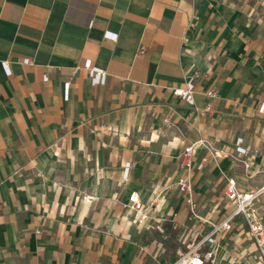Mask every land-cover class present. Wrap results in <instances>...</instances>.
Returning <instances> with one entry per match:
<instances>
[{"label":"crops","instance_id":"0c3cea01","mask_svg":"<svg viewBox=\"0 0 264 264\" xmlns=\"http://www.w3.org/2000/svg\"><path fill=\"white\" fill-rule=\"evenodd\" d=\"M263 104L264 0H0V264H171L234 211L227 175L264 187ZM244 226L215 264H261Z\"/></svg>","mask_w":264,"mask_h":264},{"label":"built area","instance_id":"2783aa9c","mask_svg":"<svg viewBox=\"0 0 264 264\" xmlns=\"http://www.w3.org/2000/svg\"><path fill=\"white\" fill-rule=\"evenodd\" d=\"M26 64H30L31 60L26 59ZM4 67L7 74H10L9 65L6 63ZM87 68L89 70L87 83L91 85H105L107 82V73L99 68L91 67L88 63ZM66 95H69L70 83L65 85ZM195 90L194 81H190L187 85L186 90H179L177 93L190 105L196 108V103L193 98V93ZM215 92H209V97H214ZM201 116H208L212 112L211 106H207L205 109L196 108ZM261 111H264V104L261 107ZM204 141H200L203 144ZM240 144L237 145L236 152L241 155H246L248 150L245 149ZM191 152L192 147L187 149L184 156L185 164L188 168H191ZM204 162L198 165V169H202ZM245 167L250 169V164L245 163ZM130 165L126 167V173L129 172ZM226 189L225 197L226 200L235 205L234 211L229 214L223 221L219 223H214L208 234L203 236L201 240L189 246L188 251L182 253L177 260L171 264H215L219 258V253L221 249L220 239L225 237L227 234L233 231L234 223L236 219H241L242 222L248 227L249 233L257 247L258 259L261 264H264V221L260 215L258 209L255 207V201L258 200L259 196L264 192V187L262 190L257 192H245L243 191L235 178L227 175L226 177ZM178 187L180 192L183 194L184 199L189 206V209L194 218H200L198 215V205L194 196V187L191 179L182 178L178 182ZM157 199L144 202L140 194L136 191L130 193L128 202L124 204L126 211H130L134 214L136 223L138 225H146L151 219L150 207L153 206ZM151 229L164 232L161 224L153 223L151 224ZM206 249L204 253L201 251Z\"/></svg>","mask_w":264,"mask_h":264},{"label":"rangeland","instance_id":"374dc122","mask_svg":"<svg viewBox=\"0 0 264 264\" xmlns=\"http://www.w3.org/2000/svg\"><path fill=\"white\" fill-rule=\"evenodd\" d=\"M228 1H232V2H236L238 0H228ZM255 207L258 209L260 215L262 216L263 218V221H264V207L263 205L261 204V201L260 200H256L255 201ZM238 223V222H237ZM244 229L246 230V232L249 231L248 227L245 225L244 226Z\"/></svg>","mask_w":264,"mask_h":264},{"label":"trees","instance_id":"16d2710c","mask_svg":"<svg viewBox=\"0 0 264 264\" xmlns=\"http://www.w3.org/2000/svg\"><path fill=\"white\" fill-rule=\"evenodd\" d=\"M172 249H173V250H177V245L173 246ZM187 249H188V248H186V249L184 250V253L188 251ZM177 259H178V257L176 256V257L174 258V261L177 260Z\"/></svg>","mask_w":264,"mask_h":264}]
</instances>
